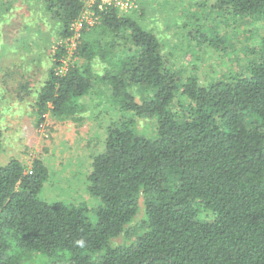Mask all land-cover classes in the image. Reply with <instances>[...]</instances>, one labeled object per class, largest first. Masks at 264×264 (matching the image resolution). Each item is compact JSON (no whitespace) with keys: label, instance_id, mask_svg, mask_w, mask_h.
I'll list each match as a JSON object with an SVG mask.
<instances>
[{"label":"trees","instance_id":"trees-1","mask_svg":"<svg viewBox=\"0 0 264 264\" xmlns=\"http://www.w3.org/2000/svg\"><path fill=\"white\" fill-rule=\"evenodd\" d=\"M42 3L58 36H73L84 0ZM139 6L98 10L100 23L82 30L77 61L66 65L59 45L37 92V123L48 113H79L98 81L130 113L110 125L93 157L95 221L85 202L40 197L43 161L13 159L0 165V264H24L34 253L46 256L40 264H264V0H217L223 35H191L220 60L244 57L208 81L197 65L172 63ZM140 118L154 124L152 136ZM141 210L137 229H128ZM123 233L135 240L110 244Z\"/></svg>","mask_w":264,"mask_h":264},{"label":"rangeland","instance_id":"rangeland-1","mask_svg":"<svg viewBox=\"0 0 264 264\" xmlns=\"http://www.w3.org/2000/svg\"><path fill=\"white\" fill-rule=\"evenodd\" d=\"M137 2L143 7L142 11L138 9L142 25L161 37L172 63L183 68L197 65L201 80L219 76L238 65L236 57L244 58L237 51L233 61L220 60L214 47L197 44L200 32L223 35L225 19L219 15V9L213 8L217 0ZM43 6L42 0H0V165H7L13 159L27 167L35 159L43 161L48 179L40 197L48 202H85L89 220L95 221L99 199L88 190L93 157L104 150L110 125L130 113L123 111L111 99L104 83L98 81L92 95L82 100L84 106L79 113L64 119L48 113L45 120L37 123V92L52 64V54L64 44L68 52L65 60L76 62L82 38V31L75 38L58 36L59 25L44 12ZM192 13L195 17L190 20ZM99 19L93 26L100 23ZM194 23L199 26L198 30ZM97 69L101 70L99 66ZM28 83L32 89L29 96L26 95ZM139 129L148 136L154 134V124L141 118ZM142 218L141 210L127 228L136 230ZM134 240V235L123 233L110 244L126 245ZM101 255V252L94 253L93 260L98 262ZM45 260L46 256L34 253L24 264Z\"/></svg>","mask_w":264,"mask_h":264},{"label":"built area","instance_id":"built-area-1","mask_svg":"<svg viewBox=\"0 0 264 264\" xmlns=\"http://www.w3.org/2000/svg\"><path fill=\"white\" fill-rule=\"evenodd\" d=\"M138 7L137 0H84L81 14L70 25V29L73 31V36L71 37L75 38L85 27L93 26L100 17L99 11L116 8L126 12L137 9ZM65 64L67 65L66 60ZM63 68L65 69V67Z\"/></svg>","mask_w":264,"mask_h":264},{"label":"clouds","instance_id":"clouds-1","mask_svg":"<svg viewBox=\"0 0 264 264\" xmlns=\"http://www.w3.org/2000/svg\"><path fill=\"white\" fill-rule=\"evenodd\" d=\"M77 245L84 246L85 241L83 239L76 241Z\"/></svg>","mask_w":264,"mask_h":264}]
</instances>
